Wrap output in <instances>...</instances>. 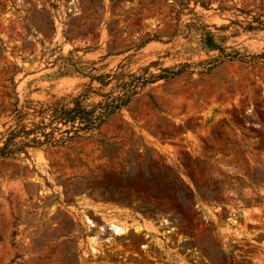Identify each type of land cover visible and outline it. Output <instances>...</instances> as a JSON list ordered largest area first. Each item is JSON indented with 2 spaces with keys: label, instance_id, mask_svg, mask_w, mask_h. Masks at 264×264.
Returning a JSON list of instances; mask_svg holds the SVG:
<instances>
[{
  "label": "rangeland",
  "instance_id": "obj_1",
  "mask_svg": "<svg viewBox=\"0 0 264 264\" xmlns=\"http://www.w3.org/2000/svg\"><path fill=\"white\" fill-rule=\"evenodd\" d=\"M203 1L0 0V136L10 78L18 105L81 90L52 62L73 48L101 71L187 64L93 137L0 158V264H264V65L209 70L200 41L260 53L264 30L240 25L264 22V0ZM112 46L132 48L100 59Z\"/></svg>",
  "mask_w": 264,
  "mask_h": 264
},
{
  "label": "trees",
  "instance_id": "obj_2",
  "mask_svg": "<svg viewBox=\"0 0 264 264\" xmlns=\"http://www.w3.org/2000/svg\"><path fill=\"white\" fill-rule=\"evenodd\" d=\"M204 5L203 0H194ZM224 8V7H222ZM243 12L242 9H238ZM195 14V13H194ZM195 16H197L195 14ZM205 27V25H203ZM243 31L255 29L264 30V22L251 21L241 26ZM66 33V31H65ZM111 37L116 36V31L108 29ZM200 41L205 45L213 46L219 54L211 57L213 64L207 67L212 69L215 65L224 61H239L247 65H264V49L260 53L240 54L239 52L228 53L225 49L214 42L211 32L202 33ZM97 37L99 32L96 33ZM149 39L142 41L139 45L145 44ZM138 44L132 46H139ZM132 47L115 50V47H108L106 54L116 55L129 50ZM78 48H73L67 55H57L52 62L59 60V73H81L87 78L83 87L77 93H67L61 96H53L47 101L25 100L24 104L18 105L19 99L14 90L13 79L10 78L13 87V107L10 112L12 124H10L0 136V158L14 157L20 152L27 155L29 147H57L64 146L68 141L86 139L93 137L98 129L106 123L109 117L120 114L124 107L129 106L139 90L148 83L157 79H168L177 76L185 70V65L164 67L158 73L148 75H137L126 70L122 64L115 69L101 71V67H95L96 61H84L75 54ZM53 49L44 50L49 53L48 58L53 55ZM153 105L156 106L154 101Z\"/></svg>",
  "mask_w": 264,
  "mask_h": 264
},
{
  "label": "bare ground",
  "instance_id": "obj_3",
  "mask_svg": "<svg viewBox=\"0 0 264 264\" xmlns=\"http://www.w3.org/2000/svg\"><path fill=\"white\" fill-rule=\"evenodd\" d=\"M114 228L116 229V231H115L116 233H122L123 232V229L119 226H115Z\"/></svg>",
  "mask_w": 264,
  "mask_h": 264
}]
</instances>
